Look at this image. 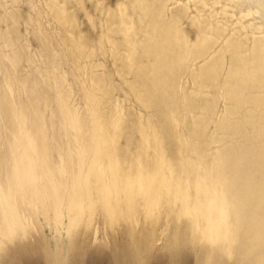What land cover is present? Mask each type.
<instances>
[{
    "label": "bare ground",
    "instance_id": "bare-ground-1",
    "mask_svg": "<svg viewBox=\"0 0 264 264\" xmlns=\"http://www.w3.org/2000/svg\"><path fill=\"white\" fill-rule=\"evenodd\" d=\"M261 2L0 0V246L24 236L13 235L21 223L18 204L29 205L36 218L42 216L54 230L61 227L72 232L83 225L90 227L97 211L104 212L108 221L120 218L136 223L144 208L161 196L165 210L146 220L154 225L162 215L184 220L189 225L191 241L195 242V222L180 216L188 193L177 187L182 182L177 169L186 167L189 175L183 177V183L186 187L191 180V209L202 228H213L219 221L220 192L227 193L230 204L228 212L234 231L231 253L213 251L202 243L203 246L220 259H229L234 246L242 240L259 247L264 241V181L255 183L248 174L264 175ZM91 33L97 35L98 43L87 51V43L91 44L87 36ZM30 36L39 44L37 51L32 50ZM105 52L121 64L122 77L137 78L139 83L136 81L133 89L144 105L151 106L152 98L146 83L153 87V95L160 90L172 100H180L177 86L184 74L190 76L195 87L183 94V104H196L197 108V102L207 97L203 89L215 90L212 103L222 101L226 107L216 122L218 129L225 133L249 132L246 143L229 150L225 147L230 144L227 138H211L210 145L219 146L199 152L197 146L202 141L196 138L191 143L196 158L172 162L156 129L140 124L137 150L120 149L124 109L114 106V111L110 109L113 116H105L104 105L112 93L107 87L111 77L107 73L106 83L104 64L102 75L98 70L103 68L97 70L100 64H92L98 53L107 57ZM84 58L88 60L89 77L88 86L83 82L86 109L82 111L71 104L74 90L67 85L61 66L63 61H70L80 70ZM214 109L201 107L198 113H189L199 114L200 120L209 117L214 123L218 113L215 111H219ZM110 110H106L108 115ZM178 138L175 141L180 144ZM197 179L199 194L195 189ZM129 209L135 210L129 214ZM242 245L252 246L247 242ZM253 255L256 262L258 255Z\"/></svg>",
    "mask_w": 264,
    "mask_h": 264
},
{
    "label": "rangeland",
    "instance_id": "rangeland-1",
    "mask_svg": "<svg viewBox=\"0 0 264 264\" xmlns=\"http://www.w3.org/2000/svg\"><path fill=\"white\" fill-rule=\"evenodd\" d=\"M83 28L85 31L89 29L87 24L85 23L83 25ZM22 32L24 33L23 29ZM93 35L95 34L91 33L87 36V42L94 44L91 45L87 43V45L89 46V49L87 51H90L93 46L98 43L97 35ZM192 37H194L193 33ZM29 40L32 46V50L37 51L39 45L38 42L32 36L29 37ZM97 55H99L97 56L99 58L95 56L96 58H93L94 60L92 61V64H94L95 66H98L100 64L97 70L102 69V64H104V68L107 70L106 74H104L105 72H103L105 70L104 68L98 71L99 73L103 72L104 78L106 75L107 78H103L105 82L106 79H108V75L109 78L111 77L108 81L110 84L108 83L107 87L109 88L110 92L114 94H109V97L107 98L108 100L104 105V107L107 106L104 108L105 116L107 115V118H109V116H113L114 112H111V110L114 111L116 107L118 109L119 107H121V111L124 109V111L122 112L124 113L125 117V130L124 136L120 139L119 142L120 149H130L132 152L137 150L140 144V135L138 134V128L140 124H142L144 127L149 126L153 131L155 129L157 130H155V132L157 134L159 133L158 135L162 137L163 149L167 152L172 162H175L179 159H186V157L196 158L193 150L194 147L191 145L192 140L196 138L201 139L202 141V143L197 146L199 152H205L209 150L213 151L214 148L219 146L218 143L210 145L211 138H215V140L217 139V141L222 138H227V142L230 144H226L225 147L229 150L235 149V147H238L241 143H246V139L249 137V132H241L240 134L236 132L225 133L223 131L221 132V130L218 129V125H216V122L223 116L226 107L222 101L216 102H219L220 104L212 103V99L213 97H215L214 94H216L215 90L205 87L203 90L206 92L207 97L197 102V108H194L195 106H197L196 104L190 105L187 102H184L183 104V102H181L183 94H188L190 90L192 92L195 87L194 84L191 83L193 81L190 76H186V74H184L180 78V82H178L179 85L177 86L178 94L181 93L180 100H172L168 93L160 90L158 93L153 95V87L150 83H146L144 85H146V90L151 92L150 95H152V98L151 100H149L151 106L144 105L139 101L133 89L135 84L138 82V80H136L137 78L133 75L125 76V78L122 77L123 73L122 71H120L122 70L121 64L115 59L113 55L108 54V52L106 53L107 57L105 56V54H101L104 59L102 58L100 53H98ZM108 55L113 57L111 58ZM114 62L118 66H113ZM61 67L62 70H64L62 72L66 73L64 74L67 78V85H69V88L74 90L73 92L81 93L73 94L72 92L73 97H71V104L74 107L84 111L86 109V103L83 96V82H85L86 86H88V60L84 58V60L81 61L80 70L74 68V64L70 61H63ZM116 67H118V69ZM115 69L117 70L115 71ZM76 74H78L80 78H78ZM99 75H102V73ZM84 78H87L86 81ZM130 80L134 81L135 83ZM112 84L114 85V87ZM182 90H184V92ZM128 92L130 94H128ZM133 96L137 98V100L133 98ZM72 98H74V101ZM114 100L115 102H113ZM199 102L202 103L200 104ZM221 102L223 104H221ZM114 106L115 108H113ZM176 106H178V108ZM214 106L215 109L217 108L216 110L220 111H215L218 113H215L214 115L213 120H215V118L217 119L214 121V123L213 121L210 122L211 120H209V117L207 118L208 120L206 119V122L205 119L203 120L201 118L202 120H200L199 114L189 113L192 111L198 113V110L200 111L201 107L202 109L211 107H213L214 109ZM174 108H176V110ZM220 108L223 110H221ZM106 110L107 112L110 110L111 114L108 115ZM177 110L180 111V113L182 112V116H180V113L176 116V114L178 113ZM149 111L151 112V114ZM138 112H140V114ZM195 115L199 117L196 118L197 120L193 119L196 117ZM178 116H180L181 118L179 117L180 119H178ZM132 117L136 121L132 119ZM150 120L152 121L150 122ZM202 130H204V133L202 132ZM177 134L179 138L177 137ZM176 138L181 140L180 144L176 143ZM64 144H66V141H64ZM64 146L66 147V145ZM251 175V173L248 174L251 180L252 178L254 179L252 181H254L255 183L258 181L259 183L264 181V175H256L255 177ZM93 216L94 217H92L93 220L91 221L92 223H90V227H86L83 225L72 232H67L65 228L61 227L54 230L52 225H49L46 221H43L45 219L42 216H40L39 218H35L36 222H32L33 225L31 224L27 235L23 236V238L25 237L24 239L22 237H19L17 239H14L13 241L6 242L3 245V251H0V264H58V262L59 264H136L137 261H143L144 264H206V262L210 259L227 260L230 262V264H241V262L242 264H246V262L247 264H260V262L264 260L261 259L262 257L264 258V241L259 247H257L252 242L249 243V241L244 240L239 241L234 246L232 255L229 259H220L219 256H217L215 253L207 250L202 243L198 241H191L189 225L186 221H176L174 218H167V216L165 215H162L160 217L159 222L156 225L152 224L149 220H144L143 216H141L136 223L132 224H130L129 221L120 218L115 219L116 222L115 220H109V222L108 218L105 217L106 214L104 215V212L102 211H97ZM108 222L111 225H109ZM175 231L177 232V234ZM262 233L264 236V229L262 230ZM240 242H242V244H246L247 242L248 245L250 244L252 246L242 245ZM239 246L242 248H240ZM249 247L262 250H259V252L254 249L253 251L250 249V251ZM254 251L257 253H254ZM261 252L263 255L261 254ZM252 254H254L253 256L258 255V260L256 261L257 263L255 262L256 259L252 257ZM241 255L243 256L241 257Z\"/></svg>",
    "mask_w": 264,
    "mask_h": 264
},
{
    "label": "snow or ice",
    "instance_id": "snow-or-ice-1",
    "mask_svg": "<svg viewBox=\"0 0 264 264\" xmlns=\"http://www.w3.org/2000/svg\"><path fill=\"white\" fill-rule=\"evenodd\" d=\"M261 7L264 8V0H262L261 2ZM177 173L181 177V181H182L181 184L177 185V187L188 193V195H186L185 197L186 208L183 212L180 213V216L182 219L184 217H187L188 219L195 222V226L193 227V231H192V239L194 241L198 240L201 243L209 245L213 251H215L216 249H221L225 253L230 254L232 250V244L234 243V231H233V224L230 222V214L228 212V209L230 208V204L227 199V193L226 192L219 193V198L222 207H221L220 219L217 222L216 226L207 229L202 228L200 226L199 220L196 218V216L193 215L191 209L190 193L193 188L191 180H189L186 187L183 183V177L189 175V173H187L186 167L183 169L178 168ZM9 179H11V174L9 175ZM195 189L199 194L201 190V186L199 184L198 179L195 184ZM134 210L135 209H129V214H131V212ZM164 210H165V205H164L163 197L161 196L160 198L154 200L150 205L144 208L143 216L145 219H152L158 213H162ZM17 211L20 216L21 223L16 228L13 235L21 236V234H23L24 236H26L31 227L30 222H34L36 216L31 211V207L27 204H23V205L18 204ZM57 219L58 221L60 219L59 213ZM72 222L75 223V221ZM0 251H3L2 246H0ZM136 264H144V262L137 261ZM206 264H230V262L227 260L210 259L206 262ZM260 264H264V260H262Z\"/></svg>",
    "mask_w": 264,
    "mask_h": 264
}]
</instances>
